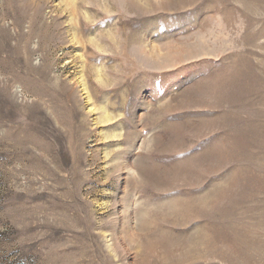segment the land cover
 <instances>
[{"label": "rangeland", "instance_id": "obj_1", "mask_svg": "<svg viewBox=\"0 0 264 264\" xmlns=\"http://www.w3.org/2000/svg\"><path fill=\"white\" fill-rule=\"evenodd\" d=\"M0 264H264V0H0Z\"/></svg>", "mask_w": 264, "mask_h": 264}]
</instances>
